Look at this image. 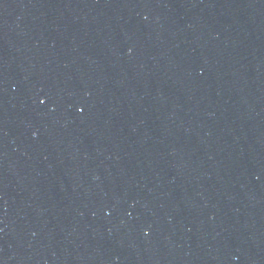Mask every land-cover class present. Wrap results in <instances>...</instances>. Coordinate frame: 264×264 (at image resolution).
I'll list each match as a JSON object with an SVG mask.
<instances>
[{
  "label": "water",
  "instance_id": "obj_1",
  "mask_svg": "<svg viewBox=\"0 0 264 264\" xmlns=\"http://www.w3.org/2000/svg\"><path fill=\"white\" fill-rule=\"evenodd\" d=\"M0 264H264V0H0Z\"/></svg>",
  "mask_w": 264,
  "mask_h": 264
}]
</instances>
